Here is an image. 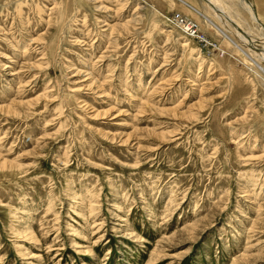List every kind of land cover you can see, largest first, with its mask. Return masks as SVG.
Masks as SVG:
<instances>
[{"label":"rangeland","instance_id":"obj_1","mask_svg":"<svg viewBox=\"0 0 264 264\" xmlns=\"http://www.w3.org/2000/svg\"><path fill=\"white\" fill-rule=\"evenodd\" d=\"M187 1L0 0V264H264V58Z\"/></svg>","mask_w":264,"mask_h":264},{"label":"bare ground","instance_id":"obj_2","mask_svg":"<svg viewBox=\"0 0 264 264\" xmlns=\"http://www.w3.org/2000/svg\"><path fill=\"white\" fill-rule=\"evenodd\" d=\"M207 2H209L212 5V8L214 10L211 9V7H209L212 12L218 17V19H220L221 21H223V23L225 22L226 24V29L227 30H233L234 32V36L237 37V39L240 41L239 44H241L240 46H243L245 48L246 51H252L251 48L254 49V53H259L258 55H260L259 57H263L264 58V48L261 46H264V36H261V38H253V36L250 35V33L248 31H243L238 24L237 19L234 18V16H232L230 13H228L224 8V6L220 3V1L218 0H206ZM241 5L243 6V9H245L248 12V15H250L252 21L254 23H256L257 25H259L260 27H262L263 29V25L260 23L258 17L255 15L254 11H253V7L251 5V3L249 2V0H241ZM183 3V2H182ZM153 10L155 9L154 7H151ZM197 14V16H199L201 19H203V21L207 24L208 27L216 29L217 32L222 36L223 39L229 41V37L227 36V30L224 28V31L221 30V28H219L211 19H209L207 16H205L204 14L196 11L195 12ZM219 13H223V15L225 14L227 17L224 18L223 15L221 16ZM182 18H184L186 21L190 22V23H194L191 20H189L186 17L181 16ZM223 17V18H222ZM164 19V16H163ZM165 20V19H164ZM195 24V23H194ZM196 27V31L197 30V25L195 24ZM233 36V37H234ZM194 40V38H189V40ZM196 39V38H195ZM197 40V39H196ZM230 43V41H229ZM233 44V43H232ZM236 46V45H234ZM240 46H236V52L239 54H243L244 51L243 49H241L242 47ZM249 46V48L247 47ZM260 46V47H259ZM263 51V52H262ZM253 52V51H252ZM252 54V53H251ZM251 56V55H250ZM255 56V54H254ZM253 57V56H252ZM257 57V58H259ZM249 60V59H248ZM260 60V59H259ZM251 61V60H250ZM255 65V64H254ZM256 69L261 73H263L264 75V70L259 67L258 65H256ZM252 72V70H250ZM255 73V72H254ZM154 257V256H153ZM154 264V263H153Z\"/></svg>","mask_w":264,"mask_h":264},{"label":"built area","instance_id":"obj_3","mask_svg":"<svg viewBox=\"0 0 264 264\" xmlns=\"http://www.w3.org/2000/svg\"><path fill=\"white\" fill-rule=\"evenodd\" d=\"M164 19L167 24L177 29L184 37L199 39L195 24L186 21L178 13L164 16Z\"/></svg>","mask_w":264,"mask_h":264},{"label":"crops","instance_id":"obj_4","mask_svg":"<svg viewBox=\"0 0 264 264\" xmlns=\"http://www.w3.org/2000/svg\"><path fill=\"white\" fill-rule=\"evenodd\" d=\"M187 1V0H186ZM188 2V1H187ZM180 10L182 11V12H184V10H183V8H182V6H180ZM185 13V12H184Z\"/></svg>","mask_w":264,"mask_h":264},{"label":"water","instance_id":"obj_5","mask_svg":"<svg viewBox=\"0 0 264 264\" xmlns=\"http://www.w3.org/2000/svg\"><path fill=\"white\" fill-rule=\"evenodd\" d=\"M203 1V0H202ZM203 2H205V1H203Z\"/></svg>","mask_w":264,"mask_h":264}]
</instances>
